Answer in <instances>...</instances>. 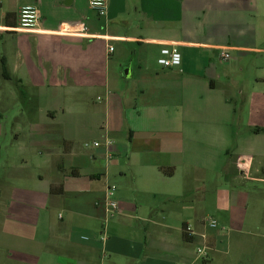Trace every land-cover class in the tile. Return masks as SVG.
<instances>
[{
    "label": "crops",
    "instance_id": "1",
    "mask_svg": "<svg viewBox=\"0 0 264 264\" xmlns=\"http://www.w3.org/2000/svg\"><path fill=\"white\" fill-rule=\"evenodd\" d=\"M106 2L0 0V264H242L264 237V0Z\"/></svg>",
    "mask_w": 264,
    "mask_h": 264
},
{
    "label": "built area",
    "instance_id": "2",
    "mask_svg": "<svg viewBox=\"0 0 264 264\" xmlns=\"http://www.w3.org/2000/svg\"><path fill=\"white\" fill-rule=\"evenodd\" d=\"M87 3L90 7L94 8L97 11L99 16H103L107 12V2L106 0H87ZM38 20V10L34 5H24L20 8L19 17L17 23L11 28L13 30L33 28ZM56 32L60 35H83L88 36L87 26L81 20L74 22H61L56 29ZM108 51H112L113 47L108 45ZM221 55L223 58H228V53L222 51ZM180 52L177 49V46L174 43L164 46L160 49V55L157 59V62L164 67L175 66L180 63ZM107 146L111 143L110 140L105 142ZM84 146H99L100 142H84ZM116 185L114 183H108L106 186V199H105V209L108 215H113L118 212V202L113 198ZM211 225H215L214 220H209ZM197 253L200 256H206V250L204 248H197Z\"/></svg>",
    "mask_w": 264,
    "mask_h": 264
},
{
    "label": "rangeland",
    "instance_id": "3",
    "mask_svg": "<svg viewBox=\"0 0 264 264\" xmlns=\"http://www.w3.org/2000/svg\"><path fill=\"white\" fill-rule=\"evenodd\" d=\"M12 110V109H11ZM14 125L12 123H8V131L10 132L12 127ZM20 139L23 138V134H21ZM260 141L264 142V133L261 134ZM12 145H11V144ZM16 144L14 143L13 140L9 142V146L7 147L8 149H15ZM264 148V144L263 147ZM264 163V161H263ZM258 187L261 189V194H260V204H261V212L259 211V218L260 216H264V183H261L258 185ZM246 244L245 246V252L242 254L240 253L239 256L243 258L242 264H253V261L258 260L259 264H264V237L258 236V235H248L244 237ZM194 252H192L193 254ZM192 256V255H191ZM199 260V258H198ZM232 264H235L234 261Z\"/></svg>",
    "mask_w": 264,
    "mask_h": 264
},
{
    "label": "trees",
    "instance_id": "4",
    "mask_svg": "<svg viewBox=\"0 0 264 264\" xmlns=\"http://www.w3.org/2000/svg\"><path fill=\"white\" fill-rule=\"evenodd\" d=\"M61 191V185L60 184H52L51 187H50V192L51 193H60ZM185 237V236H184ZM187 240H189V238H185Z\"/></svg>",
    "mask_w": 264,
    "mask_h": 264
}]
</instances>
